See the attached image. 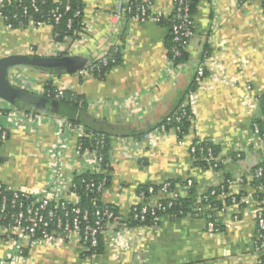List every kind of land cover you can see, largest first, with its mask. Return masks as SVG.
<instances>
[{"label": "crops", "instance_id": "0c3cea01", "mask_svg": "<svg viewBox=\"0 0 264 264\" xmlns=\"http://www.w3.org/2000/svg\"><path fill=\"white\" fill-rule=\"evenodd\" d=\"M80 1L83 30L62 42L55 40L51 25L9 28L0 22V57L79 55L91 64L115 47L121 52L120 63L102 79L28 66L11 70L12 81L27 92L44 95L51 86L67 89L84 98L87 110L82 124L71 130L67 124L79 109L56 114L0 97V122L9 130L8 140L0 145V183L75 200L71 181L91 171L88 161L76 158L75 147L86 126L93 125L110 134L112 170L101 199L118 211L121 222L107 225L104 250L93 255L85 254L76 235L20 241L0 225V264H251L254 207L241 210L238 221L229 214L221 216L222 230L217 233L207 230L206 218L196 210L189 216L164 215L157 225L128 222L146 183L182 180L185 183L175 188L181 197L191 178L200 197L220 185L225 173L249 176L264 163V141L252 134L253 123L264 118L259 100L264 92L260 1L199 0L193 13L195 33L180 63L169 56V27L129 18L125 9L131 0ZM173 3L152 0L151 9L169 14ZM199 68L204 69L201 78ZM180 104L193 112L189 132L180 139L173 128L166 133L156 130ZM197 138L220 145L222 170L196 164L190 146ZM245 190L254 191L251 184ZM169 195L158 192L153 200Z\"/></svg>", "mask_w": 264, "mask_h": 264}, {"label": "built area", "instance_id": "2783aa9c", "mask_svg": "<svg viewBox=\"0 0 264 264\" xmlns=\"http://www.w3.org/2000/svg\"><path fill=\"white\" fill-rule=\"evenodd\" d=\"M4 0H0L2 3ZM10 1V0H9ZM253 1V0H246ZM262 9L264 10V0H259ZM35 2V0H33ZM152 0H132L126 7L125 13L129 18H132L138 22L153 21L158 23L164 16L163 12L155 13L151 9ZM173 10L175 12V18L172 19V24L169 27L172 35V44L169 49V56L173 62L183 55V52L187 49L191 42V39L195 33V20L191 11L190 0H174ZM53 19H47L45 21L33 22L30 21L29 25L39 27L41 25L57 24L60 21L61 15L58 10H53ZM80 12H77L78 15ZM8 16L3 15L0 12V22H3L9 28L11 26L7 23ZM72 21H69V27ZM119 50L118 47L113 49ZM110 56L108 54L99 57L101 64L107 65ZM81 74H90L88 68L80 71ZM204 76V69L199 68L197 77ZM63 88H50L47 89L44 95L62 100L65 91ZM261 107L264 113V92L259 97ZM177 116L180 119L183 114L186 115V110ZM0 115L2 113L0 112ZM263 118V117H262ZM188 120L193 124V116L188 115ZM264 121V118L262 119ZM68 129H75L72 123L67 124ZM177 136H179L180 127L173 128ZM161 133H166V128L162 127L159 130ZM252 134L260 141H264V124L259 125L258 122H254L252 125ZM81 137H94L93 134L85 133ZM9 138L8 128L0 122V145L6 142ZM203 140L197 138L191 143L190 152L193 158L196 160L197 146L200 145ZM105 139L104 136L98 135L96 137L95 146L92 148H85L80 139L75 147L76 158L80 161L86 160L90 164L91 171L101 173L102 177L98 181L91 180L87 183V188L95 190L96 197L94 198V204L101 199L103 192L107 187L108 176L111 171L108 166H112L110 163L105 164V155L101 152L104 148ZM205 155V160L210 164V169H215L217 163H213L214 156L211 149H208ZM241 153L238 154V157ZM222 163L224 159L222 158ZM253 181H257L258 184L254 185ZM195 184L194 180L189 178L187 180V186L192 187ZM251 184L253 192L245 190V186ZM70 190L75 197V200L69 199H54L47 196L36 195L31 191L24 188L8 189L6 186L0 183V221H6L8 225H3L9 234L15 235L20 241L33 242L35 240H47L52 241L58 238H66L71 235L79 237L83 245L90 248H95L99 244V236H103L108 224L120 223L121 216L109 204L103 202L102 208H97L94 212L95 220L91 221L89 213L82 211L80 207L76 205L79 199L78 192H76V183L71 181ZM6 192H10L8 195ZM170 194L167 203L164 200H153V196L156 193ZM180 199V195L172 191L170 181H164L159 184V189L156 190L155 186L151 185L148 190L141 189L139 191V202L132 209V216L135 221L146 222L148 219L153 225H157L161 218L166 213V209L173 205V203ZM213 201L219 202L214 204ZM51 202H55L54 206H51ZM69 205L72 208L68 210ZM198 215H202L206 218L207 230L211 233L221 232L222 221L221 216L231 215L236 221L240 219L241 210L247 207H254L256 214V227L251 238V264H264V166H258L253 173L249 176L230 177L222 183L220 190L211 189L208 192L202 194L199 199V203L195 206ZM162 212V214H161ZM170 217H176L177 215H168ZM145 225V224H144Z\"/></svg>", "mask_w": 264, "mask_h": 264}, {"label": "trees", "instance_id": "16d2710c", "mask_svg": "<svg viewBox=\"0 0 264 264\" xmlns=\"http://www.w3.org/2000/svg\"><path fill=\"white\" fill-rule=\"evenodd\" d=\"M132 1V0H131ZM191 1V11L194 13L196 6L199 2V0H190ZM53 10H58V12L61 15L60 21L57 24L53 25V32L54 37L57 42H62L65 38L71 37L76 38L78 34L83 30V5L80 0H4L2 3H0V12L8 16L7 23L11 26V28H18V27H24L28 26L30 24V21L33 22H39V21H45L47 19H53ZM77 12H80L78 15H76ZM175 18V12L174 10L164 16L158 23L162 25H166L168 27L172 24V19ZM72 21L71 26L69 27V21ZM170 44H172V35L170 31ZM108 55L110 56L107 65H103L100 63L99 60L93 61L89 67L88 71L90 74L94 75L97 78H104L107 71L113 67L114 65H117L121 61V52L120 49L117 51L111 50L108 52ZM186 50L183 52V55L178 58L175 63H180L185 60L186 58ZM54 89L52 86L50 87ZM63 102L66 104L72 106L73 108L79 109V114L77 118L74 120L71 119V123L74 126L82 124V115L83 112L87 110V103L84 100V98L81 95H78L77 93L66 90L65 94L62 98ZM20 105H23L21 102ZM186 110V115L183 114V116L180 117V119H177V116L181 115ZM4 111V110H3ZM2 111V112H3ZM6 111V110H5ZM188 115L193 116V112L191 111L189 106H184L180 104L175 110H173L169 115H167L164 120L157 125L155 128L156 130H161L162 127H165L166 130H170L172 128L180 127L179 136L183 137L187 132H189V129L191 128V122L188 120ZM259 125H263L264 121L262 119L257 120ZM86 133L89 135L90 133L94 135V137H81L80 143L85 148H92L95 146L96 143V137L98 135L104 136L105 139V145L104 148L101 149V152L105 155V164L110 163V154L109 150L111 147L110 142V134L104 130L100 129L98 127H95L93 125L86 126ZM208 149L212 150L214 160L212 161V164L217 163L216 170H222L223 169V163H222V150L219 144L212 140H203V142L197 146L196 151V164L204 169H207L210 167V164L206 162L205 155ZM235 158L236 155H235ZM224 159V158H223ZM258 166H264V163L259 164ZM257 166V167H258ZM108 169L111 171L112 166H108ZM102 177L101 173H97L95 171H86L79 175H77L74 178V182L76 183V192H78L79 199L76 202V205L81 208L82 211H87L89 213V217L92 222H94V212L97 210V208H102L104 203L102 200H98L96 204H94V198L97 196L95 190L88 189L87 183L91 180L98 181ZM231 176L227 173L224 175L225 182L228 178ZM110 182V175L108 176L107 185ZM171 186L172 191H175L176 183L181 182L185 183L182 180L177 179H171ZM222 183L218 186H213L212 189L220 190ZM254 185H257V181H253ZM155 186V189H159V185L155 183H146L142 185L141 189L148 190L149 186ZM188 189V188H187ZM211 190V189H210ZM8 195H10V192H6ZM170 197V196H169ZM200 197L198 196L196 190H195V184L192 187H189L187 193L185 196H181L180 199L176 200L172 206L168 207L166 209V213L168 215L175 214L176 217L181 216H189V215H195V203L199 201ZM167 203L168 199H162ZM214 204H220L219 202L213 201ZM55 202H51V206H54ZM111 208H113L115 211L116 209L110 205ZM72 208V205H69L68 210ZM118 212V211H116ZM162 214V212H161ZM174 218V217H172ZM129 224L140 226V225H147L152 224L150 219H148L146 222H139L135 221L133 219V216H131ZM0 225H8L6 221H0ZM103 236H99V244L95 248L86 247V255H93L101 253L104 250V244L102 241Z\"/></svg>", "mask_w": 264, "mask_h": 264}, {"label": "water", "instance_id": "95a60500", "mask_svg": "<svg viewBox=\"0 0 264 264\" xmlns=\"http://www.w3.org/2000/svg\"><path fill=\"white\" fill-rule=\"evenodd\" d=\"M87 60L79 55L40 56L36 54H10L0 57V97L11 104L24 103L37 110L65 114L76 108L60 99L29 93L15 84L10 76L13 68L28 66L47 73H74L89 67Z\"/></svg>", "mask_w": 264, "mask_h": 264}, {"label": "rangeland", "instance_id": "374dc122", "mask_svg": "<svg viewBox=\"0 0 264 264\" xmlns=\"http://www.w3.org/2000/svg\"><path fill=\"white\" fill-rule=\"evenodd\" d=\"M224 164V163H223Z\"/></svg>", "mask_w": 264, "mask_h": 264}]
</instances>
